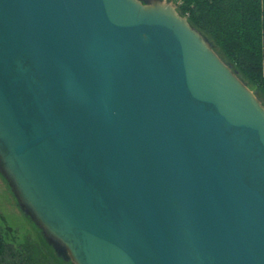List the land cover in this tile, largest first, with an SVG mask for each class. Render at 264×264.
Returning <instances> with one entry per match:
<instances>
[{
    "label": "water",
    "instance_id": "obj_1",
    "mask_svg": "<svg viewBox=\"0 0 264 264\" xmlns=\"http://www.w3.org/2000/svg\"><path fill=\"white\" fill-rule=\"evenodd\" d=\"M0 174L72 264H264V104L170 0H0Z\"/></svg>",
    "mask_w": 264,
    "mask_h": 264
},
{
    "label": "trees",
    "instance_id": "obj_2",
    "mask_svg": "<svg viewBox=\"0 0 264 264\" xmlns=\"http://www.w3.org/2000/svg\"><path fill=\"white\" fill-rule=\"evenodd\" d=\"M170 1L191 26L211 40L220 58L264 97V0ZM42 242L30 248L25 244L14 247L4 241L0 228V264H48L50 245L43 238Z\"/></svg>",
    "mask_w": 264,
    "mask_h": 264
},
{
    "label": "rangeland",
    "instance_id": "obj_3",
    "mask_svg": "<svg viewBox=\"0 0 264 264\" xmlns=\"http://www.w3.org/2000/svg\"><path fill=\"white\" fill-rule=\"evenodd\" d=\"M172 2V1H171ZM174 4V3H173ZM175 5V4H174ZM176 6V5H175ZM177 8V7H176ZM211 42V40H209ZM213 48L219 53V50L213 45ZM222 56L221 54H219ZM223 60V59H222ZM225 60V59H224ZM226 63V61H224ZM228 64V63H227ZM230 65V64H229ZM231 66V65H230ZM233 70V66H231ZM240 79L245 85L257 96L264 104V97L257 92L252 84L241 74ZM0 228L5 242L17 247L18 244H25L30 248L42 243V233L40 229L28 218L27 215L20 209L16 198L13 195L12 189L0 174ZM44 239V238H43ZM50 255L48 256V264H72L70 261L64 260L60 256L54 258V250L50 246L47 248ZM27 252V251H26ZM29 252V249H28Z\"/></svg>",
    "mask_w": 264,
    "mask_h": 264
},
{
    "label": "built area",
    "instance_id": "obj_4",
    "mask_svg": "<svg viewBox=\"0 0 264 264\" xmlns=\"http://www.w3.org/2000/svg\"><path fill=\"white\" fill-rule=\"evenodd\" d=\"M173 3V2H172Z\"/></svg>",
    "mask_w": 264,
    "mask_h": 264
}]
</instances>
